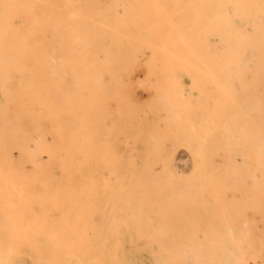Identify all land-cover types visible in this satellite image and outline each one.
<instances>
[{
  "label": "rangeland",
  "instance_id": "rangeland-1",
  "mask_svg": "<svg viewBox=\"0 0 264 264\" xmlns=\"http://www.w3.org/2000/svg\"><path fill=\"white\" fill-rule=\"evenodd\" d=\"M261 8L0 0V264H264Z\"/></svg>",
  "mask_w": 264,
  "mask_h": 264
},
{
  "label": "bare ground",
  "instance_id": "bare-ground-1",
  "mask_svg": "<svg viewBox=\"0 0 264 264\" xmlns=\"http://www.w3.org/2000/svg\"><path fill=\"white\" fill-rule=\"evenodd\" d=\"M260 12H264V0H262V8L260 9ZM263 28H264V26H263ZM219 37V36H218ZM220 38V37H219ZM216 39V38H215ZM216 41V40H215ZM214 41V42H215ZM220 41H218V42H215V43H219ZM229 42H230V44H232V46H238L240 43H241V41H240V39H239V37L237 36V35H233L232 37H231V39L229 40ZM221 43V42H220ZM219 46V45H218ZM239 52L240 51H238L237 49L236 50H232L231 49V52H230V54H229V61H234V60H236V59H238L239 58ZM196 58V57H195ZM250 58H251V56H250ZM248 62H249V60H248ZM196 68V67H195ZM197 69H199V68H197ZM210 77V76H209ZM213 98V97H212ZM201 102H203V101H201ZM204 106H206V104H203ZM207 109V108H206ZM205 113H207V110L205 111ZM209 115V114H208ZM206 116V115H205ZM209 117V116H208ZM215 117V116H214ZM207 118V117H206ZM217 118V117H216ZM208 119V118H207ZM217 121V120H216ZM233 126V125H232ZM238 127V126H237ZM225 128V127H224ZM232 129H233V127H232Z\"/></svg>",
  "mask_w": 264,
  "mask_h": 264
}]
</instances>
